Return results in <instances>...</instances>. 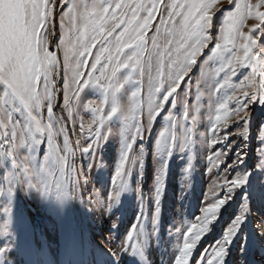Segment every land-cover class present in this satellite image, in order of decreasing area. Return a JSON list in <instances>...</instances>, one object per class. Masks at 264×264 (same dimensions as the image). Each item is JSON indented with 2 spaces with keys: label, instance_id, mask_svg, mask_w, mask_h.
<instances>
[{
  "label": "snow or ice",
  "instance_id": "6c2138e0",
  "mask_svg": "<svg viewBox=\"0 0 264 264\" xmlns=\"http://www.w3.org/2000/svg\"><path fill=\"white\" fill-rule=\"evenodd\" d=\"M63 2L67 10L61 12L60 36L55 42V48L62 53L61 60L50 49L59 0H0V176L8 185L4 193L7 205L4 212L8 218L0 217V221L9 223L15 194L25 185L28 192L35 191L44 201L54 198L60 208L76 199L83 204L82 192L79 197L74 196L82 186L80 176L85 177L83 187H87L88 173L96 167V157L109 140L101 128L105 120L116 117L122 120L118 125L122 129L120 154L109 179V188L116 190H109L102 197H90L89 207L94 213L112 215L122 195L139 192L136 223L127 229L119 245L107 246L106 252L111 264H121L125 255L145 264L147 248L159 235L170 162L179 155L185 161L184 176H191L196 163L192 155L207 111L212 138L203 143L213 147L223 144L207 158L213 166L214 159L219 160L225 175L223 183L212 189L215 192L218 187L220 194L202 208V224H192L187 229L182 247L172 260V264H193L190 257L203 234L211 231L222 209L239 190L248 186L252 176L243 166L253 131L252 106L264 107V0H228L231 5L228 8L221 7L224 0ZM216 11L220 12V24L215 26L214 33ZM157 23L160 26L154 27ZM209 62L219 64L216 72H224L225 78L223 84L206 81L210 87L207 101H203L200 94L205 76L203 66ZM238 67L249 69L250 74L231 86L232 93L227 99L234 100L236 107L230 113L227 103L220 102L219 97L213 99L212 94L228 84V74L235 76ZM57 76L61 77L59 86ZM145 83L146 102L141 94ZM193 84L195 93L191 91ZM125 85L133 89L126 103L124 94H120L121 89L125 94L129 90ZM88 90L98 93L95 105L89 103ZM177 103L183 109V122L170 110ZM57 107L66 115H58ZM86 108L91 109L92 118L86 125L79 124L78 133L85 142L82 144L78 138L73 148L69 133L76 134L75 116ZM158 120L163 122V130L153 135ZM229 120L235 122L234 126L229 125L220 133L219 129L228 125ZM146 135L151 139L155 164L148 195L142 184L147 161ZM255 138L258 143L255 171L264 175V123L255 130ZM137 141L139 150L130 156ZM77 149L82 154L79 169L73 163ZM51 169L63 177L54 197L50 196L45 181L32 179ZM133 171L137 181L134 188L130 185ZM186 192L182 187V195ZM145 199L151 201L150 213L143 210ZM250 214L249 196L243 194L238 214L212 248L211 256L206 253L201 264H225L229 249ZM118 220V217L113 220V229L118 228ZM169 231L172 234L178 227ZM257 232L264 246V221L257 225ZM0 235H6V231ZM109 236L113 237L111 233ZM0 258L7 264L6 250H0Z\"/></svg>",
  "mask_w": 264,
  "mask_h": 264
},
{
  "label": "bare ground",
  "instance_id": "6f19581e",
  "mask_svg": "<svg viewBox=\"0 0 264 264\" xmlns=\"http://www.w3.org/2000/svg\"><path fill=\"white\" fill-rule=\"evenodd\" d=\"M56 29L57 25L54 35L50 38V45L55 52L58 51L55 48ZM56 79L59 86L61 77L57 76ZM59 99L62 103V93ZM55 111L58 115H66L60 112L59 107ZM68 126L71 127L70 122ZM69 135L73 148H75L76 137L71 132ZM60 143H62V137L60 138ZM77 150L73 157L75 166H77ZM251 153L250 138L248 156L243 166L248 171H251L250 167L253 165ZM174 159L173 157L168 168L167 182ZM148 168L150 170L146 168V174L144 173L142 181L145 195L150 193V183L153 181L155 170L153 164L148 166ZM53 170L55 176L59 179V184L62 183L63 177L56 169ZM251 172L252 176L249 178V184L244 188L246 194L249 196L251 214L248 215L239 235L233 241L225 264H264V246H262L258 238L259 233L257 232V225L264 221V208L257 198L253 199L255 197V177L258 175V172L255 170ZM43 174L44 176H42L45 178L46 174ZM1 182L4 184V180L1 179ZM83 188L82 184L74 193L76 197H79L81 192L83 193V204L80 203L79 199H76L75 202L65 205L63 208H60L56 201L50 198L48 201H44L41 198L40 203H36V196L33 195L29 199L23 193L24 189L17 191L10 220L17 236L12 237L10 241L0 237V250H6L7 264H97L98 261H103V264H111V257L107 255L106 247L119 245L127 229L136 223V217L139 213H133L128 217L122 204H119L113 210L112 215H101L98 211L94 213L89 207L90 197L94 196L90 190L91 187L88 190ZM239 195L240 191L237 192L233 201L222 209L217 223L212 225L216 231V236L211 234L212 241L217 238L218 228L222 224L224 225L228 219L233 218L234 212L240 207ZM165 198L166 194L164 193L163 200ZM253 200L256 211L252 207L253 203L251 204ZM144 202V206H146L147 199ZM94 203L92 201V204ZM0 217L5 218L2 212H0ZM117 217L119 218L118 228L113 229V220ZM165 222L160 216L159 235L147 248L145 264H172L175 254H178V249L176 251L170 249L165 228H163ZM110 233L113 237L109 236ZM203 237L190 257V261L193 264H201L202 259L205 258V254L210 249L209 246L212 243H210V238L207 240V237L204 235ZM197 255L199 257L196 260ZM0 264H3V258H0ZM121 264H138V261L132 256L125 255L121 258Z\"/></svg>",
  "mask_w": 264,
  "mask_h": 264
},
{
  "label": "rangeland",
  "instance_id": "374dc122",
  "mask_svg": "<svg viewBox=\"0 0 264 264\" xmlns=\"http://www.w3.org/2000/svg\"><path fill=\"white\" fill-rule=\"evenodd\" d=\"M223 8H228L231 7L229 5L228 0H224V3L221 5ZM66 11L67 8L64 5L63 0H59L58 6L56 7V33L57 37L60 36V29H59V18L61 15V12ZM163 11V9H161ZM220 12L216 11L214 15V28L213 32L215 33L217 31V28L215 26H218L220 24ZM252 23L249 21V24ZM160 25L157 23L154 25V27H159ZM247 30V29H245ZM152 33H149V36H151ZM50 49L52 50V47L50 45ZM53 51V50H52ZM95 51V50H94ZM149 52H151V47H149ZM205 52H207V49H205ZM58 55L60 56L62 60V53L58 52ZM199 59H203V57H200ZM205 68V76L201 80V87H200V94L201 98L203 101H207L208 98V88L210 87V84H206V81H210L211 83H215L216 81H219L220 84L224 83V72L217 73L216 69L220 67L219 64L215 62H209V64L203 66ZM195 71V69H194ZM227 71V69H225ZM250 74V70L247 68H237L236 75L233 76L231 73L228 74V84L220 89V91L213 92V99H216L219 97L220 102L227 103L228 112H232V110L236 107L235 101H229L227 99L228 95L232 93V85L237 84L241 81H243L244 76ZM199 75V73H197ZM193 80H195V77H193ZM219 85H217L218 87ZM182 88H187L188 85H182ZM125 89H129L127 93L125 94V90L121 89L120 94H124V102L126 103L130 99V92L131 90V85H125ZM191 91L193 93L196 92V86L195 84L192 85ZM144 97L145 102L147 101V84L145 83L144 88L141 93ZM175 95V94H174ZM86 96L91 98L89 103L95 105L98 103V101L95 99L96 96H98V93H95L94 90H88L86 92ZM237 96H239V93H237ZM215 107H219L218 104L215 105ZM105 112L108 111V107L105 106ZM173 112V115L179 119L181 122H183V117H182V106L177 103V105L173 108L170 109ZM215 109H213L214 112ZM222 112L224 111L223 109L221 110ZM45 118H46V111H45ZM92 118V113L90 108H86L82 112H79L75 116L76 120V126H77V132L74 134L75 140L78 138L80 139V142L83 144L85 141L82 136H78L79 133V124L84 123L85 125L89 120ZM212 120L214 121V115L212 117ZM71 123V122H70ZM122 123L121 121H118L116 117H113L110 121L105 120L104 126L101 128V131L109 137V140L105 147H103V151L101 153H98L96 157V167H94L90 173H88V184L87 187H84L85 190H88L90 188L92 194L95 197H102L105 196V194L109 191H115L116 188H109V179L111 174L114 172V169L116 165L119 162V154H120V133L122 129L118 126ZM234 121L229 120L228 125H224L219 129V132L222 133L225 128H228L229 125L234 126ZM264 123V107L260 106L259 104L253 105L252 106V137H251V161L253 162V165L251 168V171L255 170V166L257 163V148H258V143L255 138V130L258 128L260 124ZM211 127V121L209 120L207 111H205V114L202 117L201 120V125L199 127V133H198V139L196 141V148H195V153L192 155V158L195 163V168L194 171L192 172L191 176H187V174L183 173V169L185 167V161L183 160L182 157L179 155L175 156L174 158V163L172 165V169L168 178L165 194L166 198L162 200V205H161V217L164 219V226L165 228V234L166 238L168 240V244L170 246V249L173 251H176V249H179V247H182L183 243V238H184V233L187 232V229L191 227L192 224H197L200 226L202 224V221L200 217L203 216V211L202 208L204 206L210 205L212 202H214V199L220 194V190L217 187L216 191L213 192L212 189L214 186H217L221 183H223L224 180V171H221L222 169V164L219 160L214 159V165L213 163H210L207 157L213 156L214 151L218 150L220 147L223 146V144L216 145L213 147L210 143L205 144L203 141L208 140L210 141L212 138V133L209 131V128ZM163 130V122L162 121H157V127L154 130L153 135L158 133L159 131ZM179 132V129H177ZM232 139H235L233 136ZM144 143L146 145L147 149V159L148 161L146 163L148 166L153 164L155 168V164L153 163V157L151 155V149H152V143L151 139L146 135L144 139ZM138 144L139 141H137V144L133 145V150L132 153H130V156L137 152L138 149ZM197 150V152H196ZM77 158H76V168L79 169L81 166L82 162V154L79 150H77ZM150 154V156H149ZM101 157H102V162H101ZM40 159H43V156H40ZM85 164L87 161H83ZM144 169V173L145 170ZM150 170V169H149ZM126 171H127V165H126ZM143 173V176H144ZM46 176L45 178L43 177L44 174L41 175L40 178L37 177H32L33 182H36L38 179L43 180L46 182L47 188L49 190V194L51 196H55L57 186L59 185V179L55 176L54 170L51 169L50 171L45 172ZM146 174V173H145ZM233 174H238V173H233ZM194 175V176H193ZM231 175V173H229ZM186 177V178H185ZM1 179L3 180V176H0V212L3 213L5 216V220H7V216L4 212L5 207L7 206L5 204V195L4 193L7 192V182L4 181V184L1 182ZM82 179V182L84 181L85 177L83 175L80 176V180ZM120 180H117V185H119ZM137 183L136 178H135V171L131 174L130 177V185L134 188L135 184ZM83 184V183H82ZM153 181L150 183V187L152 188ZM45 186L44 183L41 184V188L43 189ZM182 187H184L187 192L182 195ZM83 188V189H84ZM150 188V190H151ZM144 192H145V188ZM242 190V191H241ZM240 195L238 197V200L241 202V196L243 194H246L244 189H241ZM255 193H254V198L260 202L262 207L264 208V175L258 172V175L255 177V187H254ZM238 191V192H239ZM87 192V191H86ZM23 193L31 199L34 196H36V203H40L41 197L38 193L35 191L28 192L27 185H25ZM40 197V198H39ZM51 200H54V198H51ZM191 199V200H190ZM120 204L123 205L125 209V213L127 214L128 217H130L131 214L133 213H139V192L136 191H131L128 192L124 195H122ZM145 203V202H144ZM253 203V204H252ZM126 204V205H125ZM253 209L256 208L254 207V200L251 202ZM135 205V206H134ZM127 206V207H126ZM131 208V209H130ZM150 208H151V201L150 199L147 200L146 206L143 204V210L145 213L149 212L150 213ZM130 209V211H129ZM240 207L237 208V211L234 212V216L231 219H228L224 225L220 226L218 228V234L217 238L212 241V235H215V229L211 226V230L208 234L205 233L203 234L205 237L210 238V249L208 250L207 255L210 257L212 252V248L216 244L217 241H219L226 229L230 226V224L233 222L235 216L239 212ZM133 210V211H132ZM129 211V212H128ZM167 219V220H166ZM218 219L213 222L212 225L217 223ZM178 227V231H174L172 234L170 233V229H174L175 227ZM224 226V227H223ZM216 228V227H215ZM222 229V230H221ZM6 235H0L1 238L10 241L12 237H16L17 233L13 227V224L9 221L8 224L4 223L3 221H0V232H5ZM14 231V232H13ZM195 231H193V235L195 234ZM14 236H13V235ZM212 234V235H211ZM216 236V235H215ZM204 238V237H203ZM209 244V242H208ZM199 255H197L196 260L198 259ZM195 263V261H194Z\"/></svg>",
  "mask_w": 264,
  "mask_h": 264
}]
</instances>
